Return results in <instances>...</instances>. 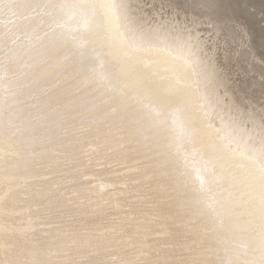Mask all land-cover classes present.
Masks as SVG:
<instances>
[{
  "label": "bare ground",
  "instance_id": "obj_1",
  "mask_svg": "<svg viewBox=\"0 0 264 264\" xmlns=\"http://www.w3.org/2000/svg\"><path fill=\"white\" fill-rule=\"evenodd\" d=\"M134 3L0 0V264H264V124Z\"/></svg>",
  "mask_w": 264,
  "mask_h": 264
},
{
  "label": "rangeland",
  "instance_id": "obj_2",
  "mask_svg": "<svg viewBox=\"0 0 264 264\" xmlns=\"http://www.w3.org/2000/svg\"><path fill=\"white\" fill-rule=\"evenodd\" d=\"M135 1L148 24L169 20L196 32L223 83L219 91L264 124V0H215V7L194 0Z\"/></svg>",
  "mask_w": 264,
  "mask_h": 264
}]
</instances>
